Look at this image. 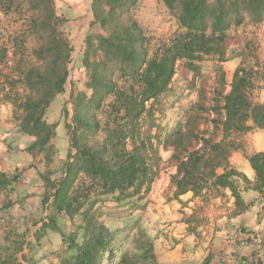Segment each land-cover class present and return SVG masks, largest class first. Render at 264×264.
Masks as SVG:
<instances>
[{
    "label": "trees",
    "instance_id": "1",
    "mask_svg": "<svg viewBox=\"0 0 264 264\" xmlns=\"http://www.w3.org/2000/svg\"><path fill=\"white\" fill-rule=\"evenodd\" d=\"M162 2L174 15L178 31L152 48L151 38L135 18L139 0H91L92 22L100 31L90 30L83 41L84 90L71 91V121L65 124L73 151L54 179L50 165L57 152L56 125L46 120V111L68 75L71 45L63 28L68 19L56 13L55 0H0V14L27 6L24 30L36 42L32 60L26 63L15 61L22 45L19 34L24 32L15 33L10 46L0 42V100L11 105L19 131L33 137L26 151L41 155L45 165L42 204L48 214L35 239L46 230L60 231L57 216L77 218L79 241L73 233L68 242L71 254L58 264H161L153 239L141 229L132 233L137 223L111 228L99 208L107 196L118 202L143 199L158 175L160 149L170 151L168 161L175 167L169 175L173 199L189 192L192 198L207 201L223 196L221 190L228 188L233 214H239L250 206L242 200V190L264 196V149L246 156L254 172L252 181L229 163L231 152L239 149L238 135L264 130V100L251 97L253 89L264 88V65L241 61L226 92L221 72L222 85L208 105L204 88H196L201 63L219 61L231 30L264 22V0ZM10 62V71L5 72ZM179 64L193 73L187 88L196 89L198 100L163 136L157 103ZM9 184L1 174L0 190ZM192 215L186 222L191 223ZM15 245L20 251L22 244ZM10 259L1 264H12Z\"/></svg>",
    "mask_w": 264,
    "mask_h": 264
},
{
    "label": "rangeland",
    "instance_id": "2",
    "mask_svg": "<svg viewBox=\"0 0 264 264\" xmlns=\"http://www.w3.org/2000/svg\"><path fill=\"white\" fill-rule=\"evenodd\" d=\"M86 2L89 4V7H87L85 14H88L89 17L92 18L90 30L94 32H96V30L99 31V26L92 22L91 0ZM26 7L25 4H22L17 12L7 15L0 14L1 43L10 46L14 34L24 32L19 34L21 35L19 41H22V45L16 49L15 55V61L20 60L19 63L31 61L32 52L36 47L33 36L24 30L26 28L24 20H26L25 18L29 14ZM68 7L70 6L65 0H55V11L57 14L64 15L61 11L67 10ZM134 14L147 35L151 38L152 48L157 46L160 42L168 40L174 32L178 31V24L174 15L164 6L162 0H139ZM66 25L67 24H65L63 28L68 35ZM76 41L77 40H73L72 43L70 41L71 52L70 61L67 66L68 75L63 90L52 101L46 115V120L56 125L55 131L57 129L53 143L59 153L57 154L56 152L54 161L50 165V169L53 171L50 177L54 179L61 175L67 154L73 151L70 147L68 130L65 126L66 123L71 121L72 110L71 103L69 102L70 93L73 90H84L85 74L80 64L82 43L79 45L81 39L78 40L77 43ZM10 57L13 58L11 52ZM217 59L212 58L202 62V76L197 77L196 80V88H204L205 103L207 105L211 103L214 90L220 89L222 85L220 82L221 72L224 74V91L226 92L229 89L228 84L231 80L232 73L241 61H245V63L250 65H264V22L258 25L244 23L231 30L226 42L225 53L220 56L219 61ZM11 65L12 62L9 63L5 72L10 71ZM16 75L15 73L14 77H16ZM192 76V72L183 69L181 64H179L168 90L159 98L157 104L161 127L159 132L161 135L164 136L173 130L181 121L184 110L198 100V92L196 89L192 90L187 88L189 85L188 82L191 80ZM18 88L19 84L17 85V89ZM251 97L254 101L264 100V88L253 89ZM10 109L12 114L11 117L13 121H16L12 113V107ZM236 139L239 144V149L237 150H242L245 156L248 155L250 152V142L248 141L247 132L238 135ZM168 151L160 149L161 164L159 166L158 175L153 182L154 186L160 184V186L164 188L160 193L162 197L154 196L153 198V195L151 197L147 194L141 200L118 202L115 200L114 196H107L99 206L105 224L111 228H121L126 225L137 223L136 230H133L132 233L134 234L140 229L144 230L154 242L156 240V227H154V225L160 224V219L162 220L165 218H161L159 216L160 213L163 216L168 215L169 219L175 217L173 219L175 221H178L177 217H180L179 215L185 216L188 214L186 211L185 214H181L184 213L181 208L186 206L185 203H187V201H176L171 198V196H169L171 193L170 182L168 185H165L172 171V167L168 161L170 155ZM38 157L41 158V155ZM20 179L22 180L21 177ZM13 184H17V182ZM6 188L7 186L0 190L3 194V199L0 203L3 208H10V206L15 204V201L19 203V200L26 198L23 196L20 198L16 196L18 199L13 200L12 195L14 193L17 194L16 190L12 188L11 191L13 189L15 191L13 190L10 192L7 191ZM223 196H221V198H223ZM177 206H179V208H176ZM164 207L166 210H164ZM194 207L191 218L194 228L198 225H206L213 222L210 226L211 230L207 229V231L202 234V230L200 229L198 230L199 235L206 237L212 230L218 231L222 228V226L218 224L216 218L228 212L226 201L223 202L219 200L216 202L215 198L211 196L207 201H202L200 198H197ZM38 208L34 218L28 223V225L31 226L30 228L23 225V227H15L12 229L10 216L5 215V221L0 219V264L8 257L9 259L11 258L12 264H58L60 258L68 257L71 254L68 242L73 236V233L76 232L77 218L70 220L65 215H59L56 217V223L60 231L52 232L46 230L45 232H41L39 239H35V232L41 227V220L48 214V210L42 202L39 203ZM159 209L162 210L159 212ZM168 218L165 219V221H167ZM219 227L220 229H218ZM148 232H151V234ZM230 234L232 236L229 237H232L231 239L233 242H237L239 245L250 241L255 246L263 244L264 242L263 236L260 233H255L247 238L235 231ZM75 239L79 241L77 233H75ZM17 242L22 244L20 251L16 250L15 243ZM164 249L169 250L170 243L169 247ZM254 256L259 258L258 253H254ZM181 264H205V261L201 257L199 259L196 257L188 261L184 260Z\"/></svg>",
    "mask_w": 264,
    "mask_h": 264
},
{
    "label": "crops",
    "instance_id": "3",
    "mask_svg": "<svg viewBox=\"0 0 264 264\" xmlns=\"http://www.w3.org/2000/svg\"><path fill=\"white\" fill-rule=\"evenodd\" d=\"M65 1L68 2L70 7L67 10L61 11V13L68 19L66 25L68 38L71 43L73 40L78 41L81 39L79 45L82 43L83 47V41L88 32H90V22L92 20L88 14H85L87 7H89L86 1L89 0ZM10 108V104L0 101V176L1 174L6 176L10 172L19 174L22 178L21 182L9 184L6 189L10 192L14 189L16 190L17 194L14 193L12 195L13 200H17L21 196L26 198L19 200V203L15 201V204L10 206V208H3L0 204V208L4 215L10 216L12 229L23 227V225L30 228L31 226L28 223L34 218L35 213L39 209L38 205L42 202L44 194L45 188L41 174L45 170V165L40 157H33L26 151L28 145L33 141V137L22 134L19 131L17 122L13 121L11 117ZM247 136L250 142V152L248 155L264 149L263 129L254 128L247 132ZM246 156L242 150H234L229 156V163L252 181L254 179V172ZM171 167L172 171L170 174L175 171V167ZM168 184L169 177L165 185ZM12 188L14 189L11 191ZM170 188L171 193L169 196L172 198L173 187L170 186ZM163 189L160 184L154 186L152 183L148 194L151 197L153 195V198L154 196L162 197L160 193ZM221 192L224 194V199L221 196H216L214 197L215 201H226L228 212L216 218L222 228L220 229L219 227L218 229L220 230L218 231L212 230L206 237L199 235L198 230L201 229L202 234H204L207 229L211 230L210 226L213 222L206 225H198L195 231L188 230V227L193 226L192 222L188 223L186 219L192 213L195 208L194 204L197 202V198H192L191 193L188 192L179 196L181 201H187L185 203L186 206L181 208L184 211L181 214H185V211L188 214L185 216L179 215L180 217H177L178 221L173 220L175 217L169 219L168 215L163 216L160 213L159 216L165 218L160 219V224L154 225L156 227L154 250L157 260L161 264H181L184 260L188 261L196 257L198 259L200 257L203 258L205 264H247L254 253H258V264H264V242L255 246L250 241L239 245L237 242H233L232 237H229L232 236L230 233L235 231L245 238L255 233H260L264 239V196L254 190H242L240 196L250 206L244 212L233 214L234 199L231 196L230 190L223 188ZM174 200L177 201V199ZM176 208H179V206ZM161 210L159 209V212ZM164 210H166L165 207ZM167 218L168 220L165 221ZM169 243L170 249L165 250L164 248L169 247Z\"/></svg>",
    "mask_w": 264,
    "mask_h": 264
},
{
    "label": "built area",
    "instance_id": "4",
    "mask_svg": "<svg viewBox=\"0 0 264 264\" xmlns=\"http://www.w3.org/2000/svg\"><path fill=\"white\" fill-rule=\"evenodd\" d=\"M8 180H10L11 181V183H15V182H20V176L16 173V172H10V173H7L6 174V176H5ZM3 199V194H2V192H0V201ZM5 215H3L2 214V212H1V208H0V219L2 220V221H5L6 219H5V217H4ZM243 244V243H242ZM258 261H259V259L256 257V256H254V254H253V256H252V258L249 260V263H247V264H258Z\"/></svg>",
    "mask_w": 264,
    "mask_h": 264
}]
</instances>
